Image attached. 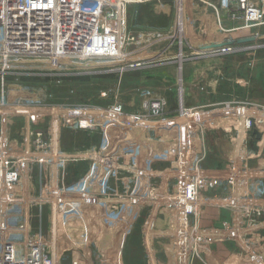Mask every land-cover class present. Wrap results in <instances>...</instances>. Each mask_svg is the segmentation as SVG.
Returning a JSON list of instances; mask_svg holds the SVG:
<instances>
[{
  "label": "crops",
  "instance_id": "obj_1",
  "mask_svg": "<svg viewBox=\"0 0 264 264\" xmlns=\"http://www.w3.org/2000/svg\"><path fill=\"white\" fill-rule=\"evenodd\" d=\"M177 1L178 0H140L138 4L132 5L127 11V27L130 34L135 37L134 43L139 42L136 41V37L142 36L153 30L161 29V27H158L156 12H163L162 8L166 7L168 9L167 12H169L167 15L171 16L172 13L175 19V14L177 16L178 13L177 10L181 9L186 24L188 23L190 26H188L190 29V39L202 45L201 48L204 52L202 53V57H223L219 59L221 62L220 74H218L217 71H213L212 67H206L204 69V75L206 76V80L208 79L207 82H210L208 86H204V93L199 92L198 94L193 92V81L188 79L194 77V75L190 74L188 77V74L184 72L182 77H185L188 88L185 89V81L183 79L181 81L183 90L179 91L175 83V69H169L166 63L158 64L152 68L154 69L152 72L154 78H152L151 75L147 76V74L143 72L142 68L144 67V63L137 66L138 68L130 67V69H126L125 77L129 79V81L126 83L123 82L122 77H124V74L117 77L114 81L109 83L111 91L107 93H102L100 80L94 79L92 83L88 85H80L79 87L81 88L76 90L78 94L77 98L74 100L75 103L77 102L76 105L81 107L80 102L84 104L85 101H83V98L85 94L86 99L90 100V98H92L94 102L92 103V107L84 106L82 109H77L76 115L73 114V119L68 118L67 123L76 125L75 129H77V131L74 137H68V134H64L62 138V149L66 151L67 157L69 158L64 177V182L66 183L64 184L67 189H74L76 185L77 189L84 188L85 190H90L95 186L97 188L98 185L103 183L105 188L108 189V193L112 194L114 198H116L115 194L119 193H128L131 195L142 193L141 191L146 188L150 179L144 176V166L146 165L143 162L140 166V170L134 171V157H140V160H143L148 156H155L154 162L157 177L154 178L151 183L153 182L156 185L155 187L158 192L164 187L163 192L160 194L162 198L165 193L172 195L177 193V177H168L167 180L163 177L165 169H167L168 172H174L177 168L175 173L178 172L179 160H177L175 141L174 143L172 141V146L170 143L172 151L168 153L165 151V147L169 146V144L160 141L163 137L159 134L150 138L149 127H134L139 130L133 131L131 121L125 122L124 124H116L117 121L119 122L118 116L116 115L123 114L132 117L135 114L147 124L143 119L149 116L150 105L147 106L148 101L145 102L136 99L132 93H137L138 89H142L143 87L147 89L150 87L151 90L156 92L157 97H160L161 100H157V102H159L162 107L161 115L156 118L151 117V121L153 124L157 123L162 115H164V117H168L169 115L174 120L180 116L183 125L181 138L183 140L184 137L186 140V164L189 168L194 165L198 168L197 173L188 170L185 171V174H187L188 178L191 180L196 179L202 181V184L197 187V194L200 202L199 206L209 207L203 208L199 217L196 213L194 217H190V219L199 218V220L204 222L207 226H221L222 228H227L231 226L229 222L239 216L238 211H236L238 207L234 208L232 206L238 205L245 194V188L249 189V191L252 190L251 198L259 199L257 202L264 204V180H260L263 178L262 173L264 171L254 170L253 177L257 176L258 180L250 183L246 180H241L243 179L241 177L242 174L238 169V167H245L247 165V159L242 155L243 147H245V143H242L245 139L244 133H247L246 126L258 125V129L256 130L254 128L253 131L247 133L246 138L249 139V136L253 135L257 147L262 148L258 151L255 150L253 153L250 151L253 154L250 156H253L257 162L260 157L259 162L264 161V148L259 146L261 143L264 145V142H261L262 139H264V64H262L261 68L260 66H254L255 60L260 61L259 58L262 57L261 54H243L246 53L245 50L249 48H258L257 46L260 45L259 42L264 40V26L260 31L258 30V36L257 34H253L250 37H245L238 36L237 33L231 36L217 34L213 30L216 19L212 6H217L219 0H182V3L180 0V7H178ZM221 16L225 18L224 13H222ZM224 23L226 24L225 28H227V20H225ZM254 29L256 28L249 30ZM236 32L242 33L241 31ZM134 43H132V45H134ZM219 48H221L220 53H212ZM235 50L237 51L235 52ZM192 59L194 58H185L183 62V64H185L184 66L189 67L193 65L194 62L191 64L188 63V61ZM246 59L247 61L252 60V68L248 65L246 66ZM234 60L235 62L242 61V64L235 65V62H233ZM172 64L175 65V62ZM201 71L202 70H200V72ZM200 72H196V75L198 76ZM135 74L137 75L133 77ZM218 75L223 77L224 81L228 83L226 87L231 89L230 93L227 92L229 99L232 100L234 97L236 98L237 102L234 103V106H230L233 103L227 106L223 104L213 105L214 102H218V96L214 95V90H211L209 86L212 85L214 77H219ZM95 76H101V74H96ZM225 84L226 83H224V85ZM222 87L227 89L224 86ZM222 87L221 89H223ZM245 88H248L247 95L252 102L250 105L253 107L249 110L245 109L247 106L246 104L243 106V103L239 104L238 102L239 99L246 98L245 96L243 97ZM122 90L126 93H130L131 96L122 100L123 106L116 111L118 105V103H116V94ZM42 93L41 89H36L33 92H29V98L32 100L40 99L42 98ZM103 94L107 95L106 99L98 97V95L103 96ZM64 103L65 100L62 104ZM214 107H220L221 110L216 115H206L207 117L205 119L203 118L204 116L194 115L189 117L186 114H181V110L190 108H195L193 112H197L199 109H211ZM245 112H247V114ZM25 117H27L25 114H12L11 118H9V122L7 121L8 118L6 119L4 128L0 125V134L3 131V137L5 136L9 142L19 140L22 132L21 126L23 124V118ZM42 119L43 117L34 118V129H36V125L38 126L39 123H45ZM198 119H201L202 128ZM220 120H222V122H217ZM105 121L111 122L105 124ZM104 127L107 128V130L101 132V129ZM142 129H145V131L143 132ZM176 130L178 133V128H176ZM255 132H257L258 135ZM177 133L175 139L178 137ZM144 140H146V142ZM153 141H156V144H153ZM149 142L155 145L153 146V148H155L154 152L148 153L146 151L145 147ZM69 146H71V148H68ZM102 161H108V164L103 165ZM228 172L234 177V185L229 184ZM32 173L37 181L32 187L34 188V203L28 215L22 214V211H19L22 214L20 218L16 209H12L8 211V218L11 222H15L17 219L22 220L24 216L31 230L37 232L45 229L47 218L45 204L42 206L36 203L35 197L38 195L39 184L45 179L46 172L43 167L41 168L34 165ZM70 173L71 179L69 180ZM193 173L196 174L195 177H193ZM208 173H215V176L209 177L207 176ZM117 181H119L118 184L120 183L118 187ZM136 185L139 187L134 190L133 188H135ZM135 202H137L138 205L146 204L141 199ZM115 203H117V201H115ZM160 204L169 206L166 202L163 204L160 202ZM37 205L41 206L38 207ZM10 206L16 207L19 206V204L17 202H12ZM158 212V221L164 222L166 219L171 220L175 218L173 214L171 215L168 213L171 212L169 210L160 209ZM120 215L125 216V220L128 219L129 216L127 212L124 214L120 213ZM139 216L141 218L140 220L145 219L147 216L146 209L141 208V213L138 214V217ZM120 218H116L115 220L120 221ZM99 220L101 222L102 218L100 217ZM6 221L7 215L5 208H2L0 211V230L3 231L8 226L4 224ZM69 225H71L70 222H68V226ZM167 231L170 232V229ZM242 233L243 232H240L239 241L236 240V243H232L229 242V238H226V236L223 238V234L220 232L219 237L212 238L213 242L208 249L205 247L200 248L199 252L204 260H196L188 264H249L246 262L245 257L240 255V240ZM173 234H175L174 231ZM253 236L256 239L264 240V232H256ZM127 251V248H125V250L121 252ZM159 260L160 262L157 264H176V261L165 262L164 254L161 255ZM59 264H65L64 252L59 259ZM107 264L133 263L124 260H110Z\"/></svg>",
  "mask_w": 264,
  "mask_h": 264
},
{
  "label": "rangeland",
  "instance_id": "obj_2",
  "mask_svg": "<svg viewBox=\"0 0 264 264\" xmlns=\"http://www.w3.org/2000/svg\"><path fill=\"white\" fill-rule=\"evenodd\" d=\"M214 7H216V5H214ZM167 10L168 9L164 7L162 8L163 12L160 11L155 13L158 27H161V29L153 30L147 32L146 34H143L142 36L136 37V41L139 42L127 47V49L121 54V56L117 59H114V61L102 62L100 60H92L90 57L92 56V53L87 52L88 46L78 44L76 42L77 35L73 34L71 30L68 31L69 35L73 36L70 41L71 43L68 44L67 47L64 46L63 49L56 44H52L49 46L47 51L36 49V51L34 50L30 52L29 48H27L26 46L15 47L13 49L12 45L9 46V51L12 52L13 55L35 52L46 53V55L38 56L35 58L21 57L16 59L15 56H12L11 59L8 58V65H2V62H0V101L2 100V96L5 97L6 95H8L4 93L5 89L1 88H7L15 83L28 87L48 86V105L50 107L66 109L69 112H76L77 109H82L84 108V106L92 107V103L94 102L92 98H90V100L86 99L85 94L83 98V101H85L84 104L80 102L81 107H78L76 105L77 102L75 103L74 100L78 96L76 90L78 88H81L79 87L80 85H88L89 83H92L94 79L100 80L102 93H107L111 91L109 85L111 81H114L117 77L124 74L122 80L125 83L128 82L129 79L125 77V70L130 69V67L136 68L143 63V72L147 74V76L151 75L152 78H154V76L152 75L154 69L152 68H154L158 64L166 63L169 69H175V83L179 91L183 90L181 81L183 79L185 81V77H182L183 72L187 73L188 77L190 74L194 75V77L188 78L189 80L193 81V92H195L196 94H198L199 92L204 93V86H208L210 82H207L208 79L206 80L204 69L206 67H212L213 71H217L218 74H220L221 62L219 61V59H222L223 57L214 56L210 57L211 59L205 57L203 58L202 53L204 52L201 48L202 45H200L199 42H193V40L190 39V26L188 23L186 24L185 17H183V34L180 33L182 29L180 30L176 25V14L174 19V15L171 12V16L167 15L169 14ZM52 11L54 12L53 15L56 19L58 17L59 11H57L55 8H53ZM214 16L216 19V14H214ZM215 22L216 23L213 27V30L217 34H225L226 36L236 35V33L238 34V36L240 35L245 37H250L253 34H257L258 36V30L260 31L264 26L263 23L260 27H257L254 30L241 31L242 33L235 31L225 32V30L224 32H221L222 30L220 28H217L216 20ZM177 35H179L182 39V45L180 46L182 47L181 52L184 53V57L194 58L188 61L189 64L194 62V64L189 67L184 66V58L182 61L183 66L181 65V70H179L178 66L180 64V60L176 56L178 53L177 42L176 45L174 44V39ZM183 35L185 39H183ZM259 44L260 45L257 46L258 48H249L245 50L246 53L243 54H261L262 57H258L260 61L253 60L255 62L254 66H260L261 68L262 64H264V40L260 41ZM236 51L237 50H235V52ZM107 52L108 49L105 48L104 53L106 54ZM220 52L221 48L214 50L212 53ZM116 53L117 52H114V55ZM119 55L120 53L118 51V54H116L115 56L118 57ZM173 62H175V65L172 64ZM233 62H235V60ZM236 64L241 65L242 61L235 62V65ZM245 64L246 66L248 65L250 66V68H252L251 65H253V62L252 60L247 61L246 59ZM200 70L202 71L200 72ZM196 72H200V74L197 76ZM94 74H101V76H95ZM136 75L137 74L133 75V77H135ZM218 76V78L214 77L212 85L209 86L211 87V90H214V95L218 96V102H214L213 105L216 106L219 104H223L224 106H227L233 103L230 106H234V103L237 102L236 98L234 97V99L232 100L229 99L227 92L230 93L231 89H228V87H226L228 83L224 81L223 77H220V75ZM224 83L226 84L224 85ZM184 86L185 89L188 88L186 81ZM222 86L227 89H224ZM221 87L223 89H221ZM247 91L248 88H245L243 97L245 96L246 98L239 99L238 102L239 104L243 103V106L246 104L247 106L245 107V109L249 110L252 107V105H250L252 102L248 98ZM132 94L136 99L143 100L145 102L148 101L147 106H149L150 104H156L157 100H161L160 97H157L156 92L151 90L150 87L149 89L143 87L142 89H138L137 93ZM10 95H12L13 98L14 94ZM21 95L25 94L21 93ZM43 95L44 93H42V97ZM130 96V93H126L123 90L116 94V103H118L116 111H118L117 109H121V106H123L122 100ZM98 97L106 99L107 95H98ZM64 100L65 103L62 104ZM194 110L195 108L181 110V114H186L189 117H192L194 115L204 116L203 118L205 119L207 117L206 115L218 114L221 108H203L199 109L197 112H193ZM245 113L247 114V112ZM117 116L119 119V122L117 121L116 123L117 125L133 121L136 118L139 120V122L131 123L133 131L139 130L135 129L138 127H149L150 138L152 136L155 137L156 134H159L160 136L162 135L163 138H161L160 141L167 142L166 144H169V146L165 147V151L168 153L172 151V147H170V143L172 146V141L173 143L174 141L176 143V150L178 149V147L182 151L185 148L186 140L184 139V137L183 140H179L182 135H178V139H175L177 133L175 121L169 115V118L162 115L158 119V122L155 124H153V122L151 121L150 114L148 117L143 119L145 120V122H147V124H145L135 114L133 117L126 114ZM68 117L70 119H73L74 115L72 113H69ZM9 118H11V115L8 116V122L10 121ZM42 120H44L45 123H39L38 126L36 125V130L44 132L45 126L47 124V119L43 117ZM200 120L201 119H198V121L201 123L200 126L202 128V122ZM108 122L111 121H105V124ZM217 122H222V120ZM257 126H246L245 128L247 133L253 131L254 128L257 130ZM75 128L76 125L69 123L64 124V127L61 131V148L63 135L68 134V137H74V134L77 131V129ZM105 130H107V128L104 127L101 129V132H105ZM142 131L144 132L145 129H142ZM246 134L244 133L245 139L242 142L243 144L245 143L242 155L246 157L247 165L245 167H238V169L242 174L241 177L243 179L241 180H246L251 183L258 180L257 176L253 177L254 170L264 171V161L259 162L261 158L260 157L257 162V160L253 158V156H250L253 155L252 153L255 152V150L258 151L262 148L257 147L253 135H250L249 139H247ZM144 141L146 142V140ZM150 142L145 147L148 153L154 152L155 150V148H153V146L155 145H152ZM261 142H264V139H262ZM152 143L156 144V141H153ZM259 146L264 148V145L262 143ZM68 148H71V146H69ZM63 151L65 152V155L67 157L66 151ZM250 151H252V153ZM155 158V156H148L146 157V159L140 160V157H134V171H139L141 168L140 166L143 162L146 165L144 166V176H147L150 179V182L147 183L146 188L141 191L142 193L133 195L128 193H119L115 194L116 198H114L112 194L108 193V189H105V185L100 184L97 188L95 186L93 189L91 188L90 190H85L94 191L96 194H98L95 198L94 196L82 197L74 195L73 197L68 199L67 222H70L71 225H67L66 248L64 250L65 264H107L110 262V260L131 261L133 264H157L158 262H160L159 259L163 254L165 262L176 261V264H188L192 261L204 260V258H202L201 256V253L199 252L200 248L205 247L208 249L213 242L212 238L217 236L219 237L220 232H222L223 238H225L226 236V238H229V242L232 243H236V240L239 241L240 232H243L240 240V255L244 256L246 262H248L249 264H264V249L260 246L262 243H264V240L256 239L253 236V234H256V232H264V220L261 219L258 213L252 211L253 208L264 210V204L258 203L257 201L259 199L251 198L252 190L249 191V189L245 188V194L241 198L238 205L232 206L234 208L238 207V209L240 210L236 209L239 216L229 222V224L231 225L230 227L222 228L221 226H207L204 224V222L200 221L199 218L190 219V217L193 218L194 215L189 216L188 213H185L183 211L182 207H178L179 211H177L175 210L177 206H163L160 204V194L161 192H163L164 187L161 191L159 190L158 192L155 187L156 185L153 182L151 183V181H153V179L157 177V171H155L154 162ZM67 160H69L68 157ZM191 168L188 167V170H190ZM166 171L167 169L164 170V172ZM262 174L263 178H261L260 180H264V172ZM163 177L165 178V180H167L168 178V176ZM70 179L71 173L69 174V180ZM36 181L37 180H35V182ZM118 182L119 181H117V187L120 185V183L118 184ZM45 183L46 180L44 179L39 184V192L38 195L35 196L36 199H39L41 203L43 202L45 196ZM63 185L66 188L65 184ZM138 187L139 186L136 185V187L133 189L136 190ZM67 190L77 192L81 189H77L75 185L74 189ZM140 199L143 200L146 204L138 205L135 201ZM115 201H117V203H115ZM37 206L40 207L41 205ZM207 207L209 206L202 207L198 205L196 207L193 206V209L195 208L197 210V215L199 217V214L201 211H203V208ZM141 208L146 209L147 211V216L143 220H140V216L138 217V214L141 213ZM160 209L171 211L168 213L171 215L173 214L175 218L171 220L166 219V221L164 222L158 221L157 215ZM126 212L129 214V216L128 219L125 220V216L120 215V213L124 214ZM100 217L102 218L101 222L99 220ZM116 218H120V221L115 220ZM169 229L170 232L167 231ZM172 230L175 232V234H173ZM7 233L11 232H0V247L2 237ZM257 246L258 248L255 249L254 247ZM125 248H127L128 251L121 252L122 250L124 251Z\"/></svg>",
  "mask_w": 264,
  "mask_h": 264
},
{
  "label": "built area",
  "instance_id": "obj_3",
  "mask_svg": "<svg viewBox=\"0 0 264 264\" xmlns=\"http://www.w3.org/2000/svg\"><path fill=\"white\" fill-rule=\"evenodd\" d=\"M138 2L140 0H0V62L8 65V58L11 59L12 56L16 59L46 55L42 52L13 55L9 51L11 45L12 49L26 46L30 52L36 49L47 51L52 44L63 49L73 38L69 35V30L77 35L78 44L88 46L87 52L92 53V60L114 61L135 41V37L128 31L127 11ZM177 3L180 7V0ZM53 8L59 11L56 19ZM212 8L216 14L217 27L225 32L245 31L260 27L264 23V0H219L217 6ZM177 11L176 25L182 29L180 33H183L184 18L183 15L182 19L180 17V9ZM222 13L225 18H222ZM225 20L228 22L227 28ZM174 42L175 45L177 42L176 56L180 60L178 66L181 70L185 58L181 52V37L177 35ZM105 48L108 49L106 54ZM118 51L120 55L116 57ZM114 52L117 53L114 55ZM1 89H5L4 93L8 94L2 96L0 101L2 128L8 116L14 113L20 112L27 117L23 118L19 140L9 142L3 137V131L0 134V211L5 208L7 221L4 224L8 225L0 232H11L2 237L0 264H59L66 248L68 199L74 195L94 198L98 195L94 191H85L84 188L73 192L63 185L68 160L60 144L61 131L68 121V114L76 115V112L50 107L48 86L28 87L15 83ZM36 89H41L44 95L40 99L32 100L29 92ZM10 94H14L13 98ZM161 111L159 102L150 104V117L156 118L161 115ZM37 117L47 119L44 132L33 128L34 118ZM174 121L178 128L177 135H181L183 125L180 116ZM131 122L139 120L135 118ZM176 154L179 160L178 172L166 171L163 176L177 177V193H165L161 197V203L177 206V211L178 207H182L185 213L192 216L197 213L193 206L200 204L197 187L202 181L191 180L185 174L188 171L185 148L182 151L178 147ZM102 164L106 165L108 161H102ZM34 165L43 167L46 172L45 196L42 203L39 199H36V203L45 204L47 222L45 229L37 232L31 230L24 216L22 220L17 219L15 222L8 218V211L12 209H16L20 218L22 214L28 215L34 203ZM190 170L198 172L196 165ZM227 174L229 184L234 185L233 175L230 172ZM195 176L193 173V177ZM207 176H215V173H208ZM12 202H17L19 206L11 207ZM252 211L264 220V210L253 208ZM260 246L264 249V243ZM254 248L257 249L258 246Z\"/></svg>",
  "mask_w": 264,
  "mask_h": 264
},
{
  "label": "bare ground",
  "instance_id": "obj_4",
  "mask_svg": "<svg viewBox=\"0 0 264 264\" xmlns=\"http://www.w3.org/2000/svg\"><path fill=\"white\" fill-rule=\"evenodd\" d=\"M180 11H181V9H180ZM180 17H181V19H182V11L180 12Z\"/></svg>",
  "mask_w": 264,
  "mask_h": 264
},
{
  "label": "water",
  "instance_id": "obj_5",
  "mask_svg": "<svg viewBox=\"0 0 264 264\" xmlns=\"http://www.w3.org/2000/svg\"><path fill=\"white\" fill-rule=\"evenodd\" d=\"M257 134V132H255ZM258 135V134H257Z\"/></svg>",
  "mask_w": 264,
  "mask_h": 264
}]
</instances>
